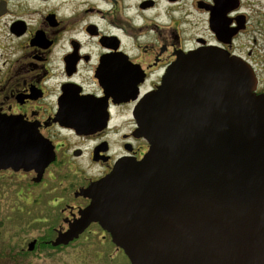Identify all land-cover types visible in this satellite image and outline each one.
<instances>
[{
  "label": "water",
  "instance_id": "obj_1",
  "mask_svg": "<svg viewBox=\"0 0 264 264\" xmlns=\"http://www.w3.org/2000/svg\"><path fill=\"white\" fill-rule=\"evenodd\" d=\"M257 85L239 57L212 47L179 53L135 110L147 153L119 159L83 188L89 205L51 244L69 245L97 223L130 264H264V93ZM55 159L53 144L33 127L0 117V171H34L38 183Z\"/></svg>",
  "mask_w": 264,
  "mask_h": 264
},
{
  "label": "flooded vegetation",
  "instance_id": "obj_2",
  "mask_svg": "<svg viewBox=\"0 0 264 264\" xmlns=\"http://www.w3.org/2000/svg\"><path fill=\"white\" fill-rule=\"evenodd\" d=\"M199 47L243 59L264 93V0H0V117L56 152L41 182L17 173L32 186L57 173L72 183L51 200L62 206L55 237L89 205L83 188L119 159L144 157L135 110L179 53ZM92 226L109 236L97 223L84 233Z\"/></svg>",
  "mask_w": 264,
  "mask_h": 264
},
{
  "label": "rangeland",
  "instance_id": "obj_3",
  "mask_svg": "<svg viewBox=\"0 0 264 264\" xmlns=\"http://www.w3.org/2000/svg\"><path fill=\"white\" fill-rule=\"evenodd\" d=\"M82 165L88 166L87 161L83 160ZM88 168L92 172L97 171L95 167ZM56 176V180L46 177L44 184L32 186L23 172H0V237L4 238L2 244L6 245L5 250L0 251V264L14 263L11 254L15 248H28L29 242H38L41 237L47 238V241L54 240V228L60 225L58 215L62 206L55 205L51 200L61 197L65 186L72 184L62 179L60 173ZM102 235L104 233L100 228L92 226L78 242L60 252L52 251L53 254L47 255L40 248L24 258L18 256L16 260H20L19 264H130L123 250L117 249L114 243V249L108 247V242L105 245L101 243L99 239Z\"/></svg>",
  "mask_w": 264,
  "mask_h": 264
},
{
  "label": "trees",
  "instance_id": "obj_4",
  "mask_svg": "<svg viewBox=\"0 0 264 264\" xmlns=\"http://www.w3.org/2000/svg\"><path fill=\"white\" fill-rule=\"evenodd\" d=\"M31 185V184H30ZM52 233H53V231H52ZM109 234V233H108ZM52 235V234H51ZM52 237V236H51ZM4 238H1L0 237V251H2V250H5V247H6V245H3L2 243H4V241H2ZM49 239V238H48ZM80 239H77V240H74V242H72V243H70L69 245H61V246H57V247H54L52 244H51V242H50V239L47 241V238H44V237H41L40 239H38V242H37V244H36V249H34V251H31L30 252V250H28V248H24V247H20V249L19 250H16V248L14 249V253H12L11 254V256H12V262H14L15 264H19L20 263V260H16V258L19 256V257H21V258H24V257H26V256H28V254L30 255V254H33V253H35L36 252V250H38V249H43L44 251H45V253L47 254V255H51V254H53V253H51L52 251H61L62 249H65L66 247H68V246H70V245H73L74 243H76V242H78ZM100 241H101V243L102 244H106L107 242V245H108V247H111L112 246V248L114 247L113 246V242H112V239H111V236L109 235V236H104V235H102V237L99 239ZM116 247V246H115ZM117 248V247H116ZM115 248V249H116ZM114 249V248H113ZM118 249V248H117ZM114 251H116V250H114ZM112 261L114 260V258L113 257H111L110 258ZM64 261V260H63ZM22 262V261H21ZM13 263V264H14ZM6 264H11L10 262H6Z\"/></svg>",
  "mask_w": 264,
  "mask_h": 264
}]
</instances>
